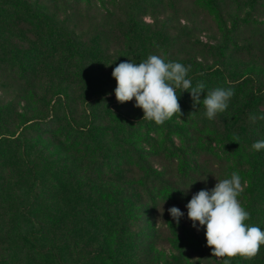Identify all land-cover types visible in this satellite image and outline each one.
Returning <instances> with one entry per match:
<instances>
[{
	"label": "rangeland",
	"instance_id": "1",
	"mask_svg": "<svg viewBox=\"0 0 264 264\" xmlns=\"http://www.w3.org/2000/svg\"><path fill=\"white\" fill-rule=\"evenodd\" d=\"M19 1L22 5L0 7V140L3 129L12 133L0 141V264H44L13 238L30 227L17 215L30 194L36 203L29 214L49 221L43 247L61 245L62 255L71 259L100 249L126 263L120 260L128 253L126 241L147 214L152 219L141 227L159 234L154 264H169L174 246L182 245L179 229L192 226L186 213L179 224L173 220L165 195L172 198L175 187L185 190L191 184L190 189H212L236 172L243 187L239 200L254 171L264 169V150L257 152L251 144L264 139V99L253 113L243 112L264 83V0H77L81 6L74 8L62 0ZM47 22L65 33L50 31ZM68 47L86 51L67 54ZM149 55L191 65L188 77L215 65L192 85L205 84L201 100L207 90L232 88L227 110L209 120L202 102L194 108L190 92L183 91L178 97L188 123L178 114L162 125L149 121L141 130L136 121H122L116 112L144 113L135 99L116 100L112 71L121 62L140 63ZM46 62L58 75L45 78L51 71ZM245 75L251 78L233 83ZM92 91L99 96L85 101ZM194 115L202 118L194 121ZM34 118L43 119L32 123ZM240 119L248 121L251 141L241 129L227 142L225 131ZM90 122V128L80 129ZM171 137L177 151L166 145ZM218 142L235 148L231 161L218 152ZM239 201L245 210L251 206L245 197ZM255 208L256 215L245 223L264 229V201ZM12 214L14 227L5 221ZM191 253L186 260H197L198 254ZM136 260L132 254L131 261Z\"/></svg>",
	"mask_w": 264,
	"mask_h": 264
},
{
	"label": "clouds",
	"instance_id": "2",
	"mask_svg": "<svg viewBox=\"0 0 264 264\" xmlns=\"http://www.w3.org/2000/svg\"><path fill=\"white\" fill-rule=\"evenodd\" d=\"M190 70L191 65L166 62L157 55H149L140 63H134L131 59L121 62L112 71V77L117 82L116 100L123 104L135 99V106L143 110L144 120L162 125L174 115L183 114L178 92L188 91L194 108L202 102L204 115L209 120L217 118L218 114L227 110L234 90L213 88L207 90L206 96L201 100L205 84L197 82L193 86L192 80L188 78ZM178 89L182 90L177 91ZM251 119L254 122L256 117L252 116ZM260 119H264V116ZM252 148L257 152L264 150V139L255 141ZM191 185L183 191L186 193ZM242 191L241 177L233 172L230 179L217 180L212 189H201L193 194L186 205L192 226L197 227L198 222L205 227L207 246L212 248L213 257L231 258L240 255L252 258L259 253L261 245H264V230L245 223L250 219V213L238 200ZM168 211L179 224L184 213L175 206ZM223 264H229V259H224Z\"/></svg>",
	"mask_w": 264,
	"mask_h": 264
},
{
	"label": "trees",
	"instance_id": "3",
	"mask_svg": "<svg viewBox=\"0 0 264 264\" xmlns=\"http://www.w3.org/2000/svg\"><path fill=\"white\" fill-rule=\"evenodd\" d=\"M124 1V0H123ZM129 2H136L134 0H127L126 3ZM18 4V5H22L20 3L19 0H0V7L2 6H7L10 4ZM69 4V6L71 8L74 7H80L81 5L79 4V2L77 0H71L69 2H66L65 0H62V4ZM125 3V2H124ZM163 3V0L160 1V4ZM1 10V9H0ZM3 20V19H2ZM165 23H167V20H165ZM47 28L53 32H57L60 34H64L65 31L64 29L61 28V26H54L51 23L47 22ZM54 44L52 43L50 45L51 48H53ZM80 47V46H77ZM75 48L73 49V47H68L66 49L67 54H70L72 51L76 52V53H80V54H85L86 49L84 48ZM70 58V57H69ZM44 67L46 69H51L50 72H48L47 74H45V78L46 76L50 73L52 75H55V73L57 72H52V70H56L54 67L53 63H48L46 62L44 64ZM215 65L213 67L210 68V70H201V71H196L193 72L192 74H190V76L188 78H190L192 80V83L194 81H197L198 79H200L201 76L200 73H210L212 70H214ZM215 71V70H214ZM58 75V73H57ZM245 78H251V75H245V76H241V78H237L235 80H233V83L237 84L240 83L241 81L245 80ZM258 88V92L257 94L252 97L253 101L246 107V109H244V113L246 114H251L253 113V111L258 108L259 106L262 105L263 103V99H264V83L263 84H258L257 87ZM182 89H178L177 91H181ZM181 92H178V94H180ZM84 94V93H83ZM99 91H92L90 93H87L84 95V99L85 101L88 99H92L93 96L94 97H98L99 95ZM57 97H62L60 94L57 95ZM64 100L63 103L66 104V99L63 98ZM52 111H55V108L52 109ZM6 115H9L8 110H6ZM116 115H118V117L121 118L122 121H129V122H134L136 129L137 130H141L143 129V127H145L146 125H148L149 121L144 120L143 119V115H140L139 117H133L128 115L127 112H116ZM184 116V118H181V120L184 123H188V115H182ZM186 117V118H185ZM200 118H202L200 115H194L193 120L197 121ZM43 118H34L32 120V123L34 122H38V120L40 121ZM57 119V118H56ZM131 119V120H128ZM30 121V120H29ZM26 121L24 123V127L28 125V122ZM56 121V120H55ZM61 123V122H60ZM58 124L59 127L62 126L61 124ZM224 121L221 123L222 125H224ZM91 127V122L88 125H84V126H80V129L82 128L83 130L87 129L88 127ZM89 127V128H90ZM249 128L250 125H248V121L247 120H241L240 119V123L239 125H237V127H235L232 131L229 129V131H225V135L227 138V142H230V134L231 133H241V129L245 134V138L249 141L250 140V133H249ZM59 129V128H57ZM3 135L1 137V140L7 139L8 135H11L12 133L9 132L8 130H2ZM14 133V132H13ZM14 136V134H13ZM251 144H253V142H251ZM167 147H173L174 151L178 150V146L175 144L174 138L171 137V139L166 143ZM217 150L218 152H220L222 155L228 157V159L231 161L232 157L235 155V148H230L229 145H227L226 143L223 145L221 143L218 142L217 144ZM234 160H236V158H234ZM238 161V160H236ZM247 170V169H246ZM249 170V169H248ZM260 170V169H259ZM258 170V171H259ZM257 169L254 171V173L258 172ZM253 173V172H252ZM252 174V181H250V184L248 185V188H245L244 192H243V197L241 199H243L244 197L246 199H249L251 202V206H247L246 210L250 213V219L255 216L256 214V206L264 201V184H262L261 179L264 178V169H262L259 174ZM1 177V176H0ZM210 182H214V181H210ZM201 189H208V185H201L198 187H194L192 189H190L189 191H187L186 193L183 191L184 189H178L175 187L174 190V194H172V198H168L165 195L166 200L168 201V204H170V206H175L178 207L179 209H184V211H182L183 213L187 214V203L189 202V200L191 199L192 195L195 194L196 192H198ZM186 196V197H185ZM239 199V200H241ZM165 200V199H164ZM36 203V199L32 198L31 194L30 197H28V200L25 202V204L18 210L17 215H22L24 218L23 220H27L29 221L30 227L29 229H27L26 231H19V232H15L13 235V238L16 239L15 243L17 245H19L21 248H23L24 250H26L27 252L30 253V255L32 256H37L38 260L41 263L44 264H120L118 261L119 257H117L116 259L113 257V255H109V253H105L103 251H101L100 249H97L95 251L92 252H88L84 257L79 258V259H75V258H69L67 256H63L60 249H61V245L59 247H56L54 250L50 249V246L44 245V247L42 246L44 239L46 238V225L49 223L48 220H43V221H39L37 220L36 217H32L31 214H29L30 211H34V206ZM142 204V203H141ZM243 207V206H242ZM245 208V207H244ZM147 209V207H145L142 211H145ZM7 210H9L7 208ZM16 211V209H14ZM262 213H264V209L262 211ZM13 215V214H12ZM9 215L8 216V223H10L13 227L16 226V216H12ZM149 219H152V217L149 216ZM148 219V215L145 214L144 217H142V220H138V223L135 227V229L132 231L133 233L131 234V237L128 241H126L128 243V246L126 248V250H128L127 255H124V257H122L120 260L122 262L126 263H121V264H154L155 258L153 255V247H155L157 240L159 239V234L155 233L154 231H150V230H154L152 227H141V224L146 225L147 222L149 221ZM188 222V227L191 225L192 226V221L188 219H186ZM129 222H131V219L128 217L125 220V223L123 224V232L126 234L127 229L129 228ZM14 224V225H13ZM199 229V230H198ZM264 230V229H261ZM199 232V234H198ZM179 235L180 238L182 239V245L178 248L175 249L174 246V255L171 256L170 259V263L169 264H223V260L224 259H229V264H264V245H261L260 247V251L259 253L252 258H247V257H243L240 255L231 257V258H222L223 260H217L216 257L212 256V248H210L209 246H207V241H206V237H205V227H202L199 225V223L197 222V227H193L192 228H186V227H181V229H179ZM203 233V239L204 242L198 243V240L196 238L199 237V235ZM59 238L63 241L66 238V234H61L59 236ZM148 238H151V241L148 242L146 241ZM196 239V241H195ZM131 240V241H130ZM67 241V240H66ZM66 241H63L64 243ZM176 244V247L179 246L176 241H172ZM56 246V245H55ZM152 247V248H151ZM59 251V255L56 253L55 254V250ZM197 253L198 254V258L197 260H193V258H187L186 260V256L185 254H187L188 256H191L192 253ZM132 254L137 255V260L135 263H133L131 261L132 258ZM191 254V255H189ZM69 258V259H68ZM130 261V262H129Z\"/></svg>",
	"mask_w": 264,
	"mask_h": 264
}]
</instances>
